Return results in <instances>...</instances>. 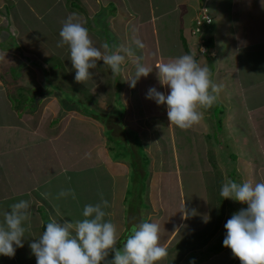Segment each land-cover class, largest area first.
I'll list each match as a JSON object with an SVG mask.
<instances>
[{
    "label": "crops",
    "instance_id": "crops-1",
    "mask_svg": "<svg viewBox=\"0 0 264 264\" xmlns=\"http://www.w3.org/2000/svg\"><path fill=\"white\" fill-rule=\"evenodd\" d=\"M89 1L91 8L85 10L81 8L84 12L79 14L75 12V9L79 8L80 4H84L86 0H0V222L3 221V212L9 210L11 204L20 200L30 201L32 213L31 228L25 233L23 239L24 246L16 248L13 257L0 255V264H36V258L29 245L35 238L42 235L49 222V217L61 223L64 220L83 219L84 206L87 203H98L101 194L110 205L104 209L109 214L105 219L111 220L117 226L119 238L127 229L136 225L135 222L131 224V221L126 218L125 201L129 188H131L129 185L136 179V173L144 175L146 160L144 162L138 153L140 147L143 153L144 150L147 152L146 167L150 173L146 188L143 187L140 194L145 198L149 207L146 211L138 209L136 214L139 215L136 219L139 218L137 224L144 219L156 222L160 226V242L167 249L168 255L158 264H170L172 257L177 255L185 257L193 255L194 252L190 250H193L194 246L185 250L184 247L188 244L182 243L187 237H192L196 244L202 245L203 249L196 253L198 255L205 248L210 249V246H214L211 253L210 250L207 254L203 253L206 255L205 262L216 264L219 257L224 255L223 262L217 264H226V247L222 246L216 253L214 243L198 240L199 235L202 234L200 230L213 221V214L208 212L209 205L205 199L207 184L205 185L203 173H201L204 170L203 168H183L181 160L190 157L188 150L193 144L191 136H194L195 140L196 136H200L201 140L208 136L210 128L208 125L212 124L206 121L205 113L201 121L191 128L174 127L175 137L172 139L171 135L168 139L170 122L167 116V106L161 105V109L156 111L145 108L146 104L143 101L145 97L142 95L152 87L151 82L148 80L144 82L141 79L134 91L120 73L118 83L121 86H117L113 91L112 103L116 100L126 104L129 102L130 108L126 109V115H129L127 120L130 124L133 119L138 121L141 118L148 120L164 118V126L155 129L157 134L153 141H143L142 146L137 148L130 139L129 145L132 152L117 154L110 152L112 145H107V139L103 135L105 122L99 117L109 120L108 124L106 123L107 129L118 141L128 140V135L123 129L120 130L124 137L120 138L116 133L114 134V127L109 125L115 122L105 117L107 115L97 113L99 117L97 115L91 117L83 113L82 107L76 108L77 106L72 107L71 103H66L68 101L66 95H60L59 92L55 95L57 82L60 83V81L50 76V72L54 70L52 62L60 63V57L66 62L63 64L68 65V73L62 82L64 86L68 79L71 81V77L75 78L67 47H57L60 39L59 31L69 14L75 13L78 20L86 22V25L95 18H106L109 38H106L107 35L101 29L88 28L93 43L100 47L106 41L110 48L113 45L119 47L116 32L120 27L118 28L114 23V19L115 21L121 20L119 10L116 9L114 14L113 7H109L111 4L109 0ZM116 4L128 7L130 14L127 12L129 16L126 15L128 19L126 17L125 19L127 22L135 23L133 26L138 33L136 38H139L145 45L143 49H140L132 44L133 40L125 41V46L131 45L136 56L141 57V63L155 65L160 61L191 54L201 66L210 68L211 78L215 83L223 85L218 98L224 106V100L227 101V92L229 94L232 92L233 96L230 99L236 100L234 104L239 107L233 108L236 115L234 120L237 122L240 120V124H244L250 131L249 134H241L242 137L246 138L248 135L252 144L260 143L256 156L259 158L258 162L261 163L263 172L260 177L257 174L258 169L254 174L256 182L264 181V100L259 99L253 102L252 99L249 103L243 91L245 86V93L250 91L251 86H254L262 90L259 93L261 95L264 92V79L262 83L258 81V83L255 82L256 84H252L254 81L250 79L264 72L254 75L251 73L254 70L246 66V70H241L238 57L240 51L250 45V41L245 39V36H239L238 23H241L245 30H254L255 28L247 27L246 22L242 21L244 12L249 8L251 13L249 18L257 16L264 18V0H118ZM8 6L10 12H8ZM39 6L44 7L43 11ZM49 7H55L56 11L51 10L50 12ZM201 9L211 17L210 23L202 24L205 33L203 38L201 36L202 46L206 45L207 39H211V46L206 45L210 52L204 53L205 56L211 54L207 58L200 55V50L203 51V49L198 47L197 50L195 47L188 46V42L192 43L193 38L192 35L188 36V33L192 29L193 33L197 32L192 27H195L194 19ZM44 12L52 15L46 21L40 19ZM40 22H44L42 28ZM126 25L129 24H123L124 30H126ZM177 29H181L184 37L177 36ZM229 29H231L230 35H227ZM43 32L45 34H40ZM246 34L249 36L250 33ZM49 41H51V47H49ZM42 48H47L49 53H43L42 59L39 60L34 57V53ZM56 49L61 51L55 52ZM129 59L132 57H126L125 61ZM99 63L102 68L107 69L108 66L102 61ZM91 71L95 73V69ZM152 72L157 79L153 87L167 95L169 89L161 86L155 66ZM242 78L248 81L243 82ZM94 82L99 81L93 77V80L83 84L86 86L87 83L94 84ZM231 87L239 91L232 90ZM30 95L33 97L32 102L28 100ZM55 96L59 100H56V103ZM101 101L104 102L103 99ZM135 101L142 103L143 108L135 111ZM233 101L230 108L233 107ZM29 108L33 111H29ZM104 108L109 110L108 107ZM198 111L202 112L199 106ZM80 113L81 115L77 116ZM210 114L213 112L207 113V115ZM148 120L146 122H149ZM73 121L77 124L87 122L91 133L97 132L96 139L89 141L91 133H86L85 129L79 126L73 128ZM124 123L128 126L127 122ZM149 124L152 125V123ZM236 130L238 131L239 128ZM132 131L140 135L137 129L132 128ZM142 132L143 135L140 136H144V132L147 131ZM184 145L187 147L184 148ZM208 160L209 155L206 162ZM209 162L211 166L213 162L211 160ZM28 164L32 166V171L37 172L36 175L24 172L29 170ZM136 165H138V171H136ZM255 170L256 168L253 171ZM131 172L134 174L132 179ZM148 172L144 175L145 177ZM151 176L157 177L153 181ZM168 180L175 187L169 194H175L176 205L172 203L173 197L167 193L165 196L163 192V190L166 191L165 185ZM25 183L29 185L24 187ZM93 185L96 187L94 191L91 190ZM68 188L74 189L76 199L57 198L61 189ZM88 193L90 194L89 199ZM184 204L189 212L194 209L196 215L182 219L183 213L180 211ZM205 216L209 217L208 224L204 222ZM222 225L220 219L212 225L215 226L212 230L213 235H217V229ZM209 233L210 230L203 236ZM231 257V261L235 264L241 263L235 259L233 253Z\"/></svg>",
    "mask_w": 264,
    "mask_h": 264
},
{
    "label": "clouds",
    "instance_id": "clouds-1",
    "mask_svg": "<svg viewBox=\"0 0 264 264\" xmlns=\"http://www.w3.org/2000/svg\"><path fill=\"white\" fill-rule=\"evenodd\" d=\"M210 22L204 21L202 24ZM59 37L57 47H67L68 58L78 83L85 84L93 80L95 73L91 70L97 67V62L102 61L109 66L113 75H118L124 71L126 57H132L135 72L126 81L130 87L135 88L138 80L147 77L155 66L161 86H166L169 92L165 95L151 87L146 98L154 100L158 105H167L170 124L180 129L198 124L203 118V112L198 111V106L211 108L223 89L222 84L212 80L210 68L201 66L194 55L183 54L155 65H147L140 62L141 57L136 56L131 45H113L110 48L104 42L100 47L95 46L88 28L79 22L75 13L69 14L63 21ZM132 44L140 49L145 47L139 38H134ZM206 50L204 45L201 52L205 53ZM219 194L223 199H232L246 205L233 213L225 223L223 246L230 248L241 264H264V181L245 179L237 182L226 178ZM67 197L76 199L74 189H61L57 195V198ZM109 206V201L101 194L98 203L84 206L83 219L64 220L61 223L49 217L42 235L29 245L36 264H158L168 255L167 249L160 242L159 224L149 220L134 225L123 245L117 247V226L105 219L109 214L104 209ZM180 212L183 213L182 219L196 215V211L193 209L189 212L185 204ZM31 217V203L28 200L13 203L9 210L3 212V221L0 222V255L13 257L16 248L24 246L23 239L31 228ZM208 220L209 217L205 216L204 222ZM110 252L114 255L108 260Z\"/></svg>",
    "mask_w": 264,
    "mask_h": 264
},
{
    "label": "rangeland",
    "instance_id": "rangeland-1",
    "mask_svg": "<svg viewBox=\"0 0 264 264\" xmlns=\"http://www.w3.org/2000/svg\"><path fill=\"white\" fill-rule=\"evenodd\" d=\"M111 2L109 7H113L114 10V14H115V10H119V18L121 19L120 21H115L116 19H114V23L115 25L120 29H118L117 33V39H118V45H124L125 46V41H130L133 40L134 38L138 37V33L135 31L134 28V24L135 23H131V21L127 22L126 20L128 19V17H126L127 12L129 13V11L127 10V6L125 7L124 5L121 4H116V2H118V0H109ZM40 7V6H39ZM91 8V3L89 0H86V2H84V4H80V7L75 9V12L79 13V14H83V9H88ZM99 7V6H98ZM208 7H210L208 5ZM8 8V12H10L9 6ZM83 8V9H81ZM44 7H40V10L43 11ZM50 12L52 11H56L55 7H49ZM132 9V8H131ZM46 10L48 11V8L46 7ZM207 13V12H206ZM56 14L59 16L58 12H56ZM130 14V13H129ZM129 14L127 16H129ZM52 15H48L47 12H44L43 16H41V20L46 21V19H48V17H51ZM251 16V13L249 11V8L244 12V17H243V22H246L247 27H252L255 28L250 29V30H245L244 26H242L241 23H238V34L239 36H245V39H248L250 41V45L246 48H244L243 50L240 51V55H238L239 57V61H240V66H241V70H246V67H250L254 70V72H251L252 74H258L261 72H264V18L263 16H257L256 18H249ZM125 17L127 19H125ZM249 18V19H248ZM123 19V21H122ZM107 19L106 18H100V19H93L92 21H89L90 23H88V25H86V22H82L81 20H79V22L85 24V26L89 29H93L95 28L97 29H101L105 35H107L106 38H109V32L106 29L107 26ZM195 22V21H194ZM127 23L129 25H126V30L123 29V24ZM40 27L42 28L44 26V22H40ZM104 28V29H102ZM181 28H183L181 26ZM194 28L197 32L193 33L192 30H190V33H188V36L192 35L193 38L191 39V42H188V46L191 47H195L198 50V47L200 49H203L202 46V39L201 36L203 38L204 33V28L203 25H198ZM48 30V29H47ZM200 30V31H199ZM199 31V32H198ZM231 29H229L227 31V35H230ZM177 36L180 35L181 37L184 35L182 34L181 29H177L176 31ZM246 33H250L249 36H247ZM162 34V31H161ZM247 36V37H246ZM232 40H235V38H232ZM106 42V41H105ZM127 42V43H128ZM196 44L198 46H196ZM195 45V46H194ZM112 46V45H111ZM49 47H51V41H49ZM172 47V46H170ZM179 49V47H178ZM60 49H56L55 52H60ZM202 51V50H200ZM47 48H42L41 50H39L37 53H34V57H36L37 59L39 58V60L42 59L43 53L48 54L47 53ZM64 55L68 56L67 53H64ZM200 55H204V53H200ZM207 56H211V54H208ZM207 56L204 55V57L207 58ZM61 60L60 63L59 62H52L51 64L54 67L53 72H50V76L52 78H56L58 81H60V83L57 82V86H56V92L55 95L58 94L57 92H59L60 95H66L67 96V100L66 103H71L72 107H76V108H81L83 109V113H87V115L89 116H93V115H107L105 117H107L108 119L110 118V120L114 121L115 123L112 124L110 123L109 125H111L112 127H114L115 131L114 134L116 133V135H118L120 138H123L124 135L122 133V131L120 129H123L126 133H130L128 137V140L133 137L134 135H132V128L137 129V131H140V135H143V130L147 131L144 132V136H140L138 133L137 136V143H139V145L142 143L143 141H153L155 136H156V132L155 129H158L160 126H164V118L161 119H144L141 118L138 121H135L133 119V122H131V124L128 122L127 119H129V115H126V109L129 107V102L126 104L123 101H119L116 100L114 103H112V98H113V91H115L117 86H121L119 82V76L118 75H113L111 72V69L109 68V66L102 68L101 64L99 62H97V67L95 68V79H97L99 82H94V84L92 83H87L86 86H84L83 83H78L76 82L75 78L71 77V81L70 79H68V81H66L65 86L63 85V79L66 77L67 73H68V65L67 64H63V62H65L63 60V58H60ZM66 63V62H65ZM126 64H124L123 68L124 71L121 72V76H123V78L125 79L124 81L127 80V78L134 74L135 72V62H134V58L129 59L127 61H125ZM245 68V69H243ZM73 73L75 74L74 69H72ZM109 72V73H108ZM153 72H151L147 77H141L138 82L136 83L135 88H133V90L135 91V89L137 88V84L140 82V80L142 79L144 82L146 80L151 82V86H155V83H157V79L156 76L154 74H152ZM264 79V73L263 74H259L258 76H253V78H251L250 80L254 81L252 84H256L258 83V81L260 83H262ZM243 82L244 81H248V79H244L242 78ZM249 80V82H250ZM128 82V81H127ZM256 82V83H255ZM101 83V84H100ZM58 84H60L58 86ZM150 86V87H151ZM86 87V88H85ZM232 90L236 89L235 91H239V89L231 87ZM245 88L244 87L243 91H244V95L247 97L246 101L247 102H251L249 100L253 99V102H256L257 100H264V92L259 95V93L262 91L258 88H255L254 86H251V88H249V92L245 93ZM241 89V88H240ZM264 89V88H263ZM59 90H62L61 92ZM98 91V92H96ZM229 91V90H228ZM231 92V91H230ZM233 96L232 92L231 94H229L227 92V101L224 100V104L221 101L218 100L213 104V106L211 108H203L201 107V110L203 113H205V117L207 118L206 121L210 122L212 125H208L209 128V132H208V136H205L204 140H201L200 136H196V140L194 138V136H191L190 139H192L193 144H191V146L189 147L188 152L190 153V157L189 158H183L182 160V164H183V168H187V169H193V168H203L204 171H202L201 173H203V178L205 181V199L208 202V212H211L213 215V221L210 222L203 230H200L202 234L199 235L198 240L199 242H203V240H206L205 242H211L215 244L216 248H219L220 246H223V240L226 236V229L224 228L225 223L227 222V220L232 216L233 213L239 211L241 208L246 207V205H243L237 201H234L232 199H223L220 196V189L221 186L223 184V182L225 181V175L227 176V179L231 178V174H228L230 171H233V169L237 172L238 170L240 172H238L240 174V177L237 178V182H240L242 180L245 179H250L255 181V172L258 169L257 174L260 176H262L261 172H263L262 168H261V163L258 162L259 158L256 156V151L257 148L259 147L260 143L257 142L256 144H252L250 142V139L248 138V135L246 138H243L241 134H249V129L247 127H245V125H241L240 120H238L239 122L235 121V112L233 111V108H239L237 107L233 101V99L231 100L230 98ZM142 97H145L143 99L144 103L146 104L145 108L146 109H150L152 111H156V110H160L161 109V105H158L154 100L152 99H147L146 98V93L142 95ZM32 95L29 96V99L31 101L32 99ZM55 103L56 100H58V98L55 96ZM101 99L104 100L101 101ZM98 101V102H97ZM233 101L232 105L233 107L230 108L231 102ZM32 102V101H31ZM127 102V101H126ZM112 106H111V104ZM107 105V106H106ZM126 105V106H125ZM167 106V105H166ZM104 107H108L109 110ZM112 107V109H111ZM228 107L230 109H228ZM130 108V107H129ZM134 108L135 111L142 109L143 105L142 103L135 101L134 102ZM223 108V111H221V109ZM29 111H33L32 108H29ZM78 110V109H77ZM111 110V111H110ZM231 110V112H230ZM221 111L222 113V118H221V122L219 121V119H217L216 117H219L218 112ZM210 112H214L213 114L207 115V113ZM77 113V112H75ZM81 115L80 114H77ZM100 115H97L98 117ZM125 116V117H123ZM90 117V118H91ZM103 120V122H105L103 124L104 126V132L103 135L106 137V139L104 141L107 142V145H112V148L110 150V152L113 153H117V154H122V153H128L130 152V145H126L129 144V142H121L118 141L116 137L111 136V134L109 133V129H107L106 123L108 124L109 120H106L103 117H99ZM126 118V119H125ZM149 122H146V121ZM237 120V119H236ZM121 121V122H120ZM128 123V126H126V123ZM170 122V121H169ZM123 123V125L121 124ZM149 123H152L149 124ZM131 125V126H130ZM222 125V127L220 128V126ZM80 127L82 129H85L86 133H91V128L89 126V124H87V122H83V124H81L80 122H78V124L76 122L73 121L72 127ZM166 126V125H165ZM129 127V128H126ZM132 127V128H130ZM174 125L170 124V133L168 134V139H170V136L172 135V139H174L175 137V129H174ZM165 128V127H164ZM236 128H239V130L237 131ZM87 129H90V131H87ZM151 130V131H149ZM161 131H163L161 129ZM235 134V135H234ZM253 136V135H252ZM97 137V132H93L90 134L89 136V141H94V139H96ZM255 137V135L253 136ZM252 139V138H251ZM247 140V142H246ZM163 141V139H162ZM220 142V143H218ZM244 144H246V146H244ZM138 145V144H137ZM138 145V146H139ZM142 146V145H141ZM262 146V145H261ZM187 147L186 145H184V148ZM227 149L234 152L236 155V160L232 161L230 160L229 162H227V164L225 166H227L225 168V166L223 165L222 161H221V155L218 153L220 151L224 152V156H227ZM162 152L165 150H161ZM186 151V150H185ZM143 152V151H142ZM145 153V157H146V150H144ZM112 154V153H111ZM205 155V156H204ZM208 155H209V160H211L212 162H216L217 163V169L213 167V164L210 166V162L208 160V162H206V159H208ZM203 158V160H202ZM133 161V160H132ZM137 158H135V162H137ZM146 161H147V157H146ZM29 165V164H28ZM240 166V167H239ZM247 166V168H246ZM28 167V166H27ZM137 170L138 171V165H136ZM144 166L143 172L144 175H146V173L148 172L147 167ZM260 167V168H258ZM256 168L255 171H253ZM9 169V168H8ZM26 169V168H24ZM147 171V172H146ZM26 174L29 175H36L37 172L32 171V166L29 165V170L24 171ZM24 173V175H25ZM134 173H136L134 171ZM143 174L141 173H136V179L134 182L130 183L129 187V193L127 195V199L125 201V205H126V218L127 220L131 221V224H133L134 222L137 224L139 222V218L136 219V217L139 214H136V212L138 211V209H140V211H146L149 207V204L147 203V201H145V198L143 196H141L140 191L142 190L143 187L146 188L147 185V179L150 176V173L148 172V175L145 177ZM131 179L134 178V174L133 172H131ZM152 177V176H151ZM157 177V176H156ZM156 177H152V180L154 181ZM151 179V178H150ZM170 180H168V182H166L167 185H165L166 191L163 190L165 196L166 193L169 194L171 192V190H173L174 184H172L171 182H169ZM29 183H25V186H28ZM91 190L94 191L96 190V187L93 185L91 187ZM160 191V189L158 190ZM154 193V192H153ZM171 197H173V201L172 203L175 201V194H169ZM163 196V195H162ZM87 197L89 199L90 194H87ZM198 203H200V201H198ZM89 204V203H87ZM174 204L176 205V202H174ZM172 207H174L173 205H171ZM136 209V210H135ZM136 214V215H135ZM145 218V217H144ZM223 223L222 227L217 229V235H213V229H215L214 225L217 221H219ZM142 221H145L144 219ZM208 230H210V233L206 236L204 233H206ZM182 243L184 244H188L185 248H193L194 254L193 255H188V256H174L172 257V262L170 264H192L193 262L197 263V264H208L207 262H205V258L206 256L203 255L209 253L208 250L213 249L214 246H210L209 248H205L203 250V252H201V254H196L199 252L200 249H203L201 244H196L194 239L192 237H187L186 239H184L182 241ZM168 248V247H167ZM175 248V247H174ZM207 250V251H206ZM206 251V252H205ZM225 253H226V257H227V261L226 264H235L233 261H231V254L232 251L230 248H226L225 249ZM196 254V256H195ZM224 255H221L219 257V259L217 260L216 264L218 262L222 263V259H223ZM235 259H237L238 261H240L238 258L235 257ZM3 262V261H2ZM4 263V262H3ZM6 264V263H4ZM103 264V262H102ZM224 264V263H223ZM241 264V263H240Z\"/></svg>",
    "mask_w": 264,
    "mask_h": 264
},
{
    "label": "trees",
    "instance_id": "trees-1",
    "mask_svg": "<svg viewBox=\"0 0 264 264\" xmlns=\"http://www.w3.org/2000/svg\"><path fill=\"white\" fill-rule=\"evenodd\" d=\"M42 32V31H41ZM47 32V31H46ZM40 34H45V32H43V33H40ZM206 40V39H205ZM207 43H206V45L208 46V47H210L211 46V39H207V41H206ZM205 45V46H206ZM206 46V48H207V50H206V52L205 53H208L209 52V48ZM121 85V84H120ZM221 111H223V108L221 109ZM221 111H219L218 113L219 114H221L222 112ZM214 113V112H213ZM219 116V115H218ZM221 115L219 116V117H217V119H219V121L221 122ZM222 126H220V128H221ZM128 136H129V134L130 133H126ZM132 135H134L133 137H131L130 139L132 140V142L136 145V147L138 148V147H140L141 146V144L139 145V143H137V136H138V134L136 133V132H134V131H132ZM130 139L129 140H127V141H124V140H120L121 142H129L130 141ZM218 143H220V142H218ZM139 146H138V145ZM127 146L129 145V144H126ZM138 149H140L139 151H138V153H139V155H141L142 156V158L144 159V162H145V160H146V157H145V154L142 152V148L140 147V148H138ZM130 152H132V150L130 149ZM221 155L220 157H221V161H222V163H223V165L225 166L226 164H227V162H229L230 160H232V161H235L236 160V155H235V153L234 152H232V151H230V150H228L227 149V156H224V152H222V151H220L219 153H218V155ZM148 161H146L145 162V166H146V163H147ZM213 167L214 168H216L217 169V163L216 162H213ZM227 166H225V168H226ZM228 174H231V178L230 179H232V180H234V181H238L237 180V178L239 177V173L238 172H236L234 169H233V171H230ZM225 178H227V176L225 175ZM127 231H125L123 234H122V236L119 238V241L122 239V237L124 236V234L126 233ZM219 248H221V246L219 247ZM219 248H216L215 249V252L216 253H218L219 251H220V249ZM213 252V251H212ZM206 256V255H205ZM206 259V258H205Z\"/></svg>",
    "mask_w": 264,
    "mask_h": 264
},
{
    "label": "built area",
    "instance_id": "built-area-1",
    "mask_svg": "<svg viewBox=\"0 0 264 264\" xmlns=\"http://www.w3.org/2000/svg\"><path fill=\"white\" fill-rule=\"evenodd\" d=\"M196 24L201 25L204 21L210 22V17L208 14H206L204 11H202L197 17H196Z\"/></svg>",
    "mask_w": 264,
    "mask_h": 264
},
{
    "label": "water",
    "instance_id": "water-1",
    "mask_svg": "<svg viewBox=\"0 0 264 264\" xmlns=\"http://www.w3.org/2000/svg\"><path fill=\"white\" fill-rule=\"evenodd\" d=\"M133 227V226H132ZM131 227V228H132ZM130 228V229H131ZM130 229H127V232L124 234V236L122 237V239L119 241V244L117 245V247H119V246H122L123 245V243L125 242V238H126V236L130 233ZM113 253H111L110 252V254H109V256L107 257V259L108 260H111L112 258H113Z\"/></svg>",
    "mask_w": 264,
    "mask_h": 264
}]
</instances>
